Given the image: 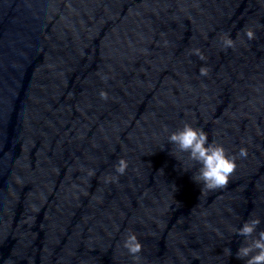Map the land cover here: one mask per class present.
<instances>
[{"label":"water","instance_id":"water-1","mask_svg":"<svg viewBox=\"0 0 264 264\" xmlns=\"http://www.w3.org/2000/svg\"><path fill=\"white\" fill-rule=\"evenodd\" d=\"M184 123L236 157L226 188L164 147ZM248 218L264 230V0H0V264H134L129 231L138 264H245Z\"/></svg>","mask_w":264,"mask_h":264},{"label":"clouds","instance_id":"clouds-1","mask_svg":"<svg viewBox=\"0 0 264 264\" xmlns=\"http://www.w3.org/2000/svg\"><path fill=\"white\" fill-rule=\"evenodd\" d=\"M245 35L248 40L255 39V33L252 30H248ZM234 43L230 36L222 38L224 48H232ZM192 54L203 59L198 49L193 50ZM200 75L207 76L208 69L201 67ZM101 95L106 97L105 93ZM163 132L167 140L164 147L173 146L175 153L170 149V155L179 161L183 172L195 169L192 179L196 184L201 185L203 190L223 189L229 185L230 178L238 166L236 157L230 156L222 144L210 141L204 129L195 127L191 123H184L174 131H170L168 126L164 125ZM247 154L246 149L240 150V157L246 158ZM128 167L127 160L119 159L114 165V172L105 176V183H118L119 177L126 173ZM88 175H95V170H89ZM261 223L260 218H248L240 227L233 229L234 235L243 238L236 252V258L244 261L245 264H264V230L258 231ZM216 232L221 239H224L223 233L219 230ZM122 247L133 257L134 264H138L143 245L134 232H128L122 241ZM224 255L230 257L231 249L225 248Z\"/></svg>","mask_w":264,"mask_h":264}]
</instances>
